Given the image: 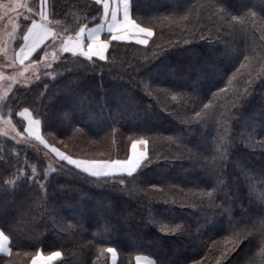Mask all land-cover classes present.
<instances>
[{"label": "trees", "instance_id": "obj_1", "mask_svg": "<svg viewBox=\"0 0 264 264\" xmlns=\"http://www.w3.org/2000/svg\"><path fill=\"white\" fill-rule=\"evenodd\" d=\"M52 5L66 35L101 20L93 0ZM130 10L152 29L147 44L110 41L103 60L62 54L0 108L20 131L27 110L73 158L125 159L143 140L147 159L95 177L0 133V230L13 259L57 251L52 264H109L113 249L116 264L138 254L264 264V0H130Z\"/></svg>", "mask_w": 264, "mask_h": 264}, {"label": "rangeland", "instance_id": "obj_2", "mask_svg": "<svg viewBox=\"0 0 264 264\" xmlns=\"http://www.w3.org/2000/svg\"><path fill=\"white\" fill-rule=\"evenodd\" d=\"M93 1L97 3V0ZM49 4H51V0L50 2L47 0V3L44 5H42V0H0V104L14 87L34 84L41 76L49 72L55 62L60 60L61 55L55 56L53 52H51V49L58 46L64 37L71 35H66V29H60L62 26L59 21L54 22L49 19V17L52 16L51 10L53 8V5L49 7ZM99 4L102 9V20L103 7L101 3ZM109 4L110 0H108V5ZM42 7L44 8L47 17L45 22L51 27H54H52L55 32L54 38L41 48L42 50L40 53H34L26 63L19 64L15 61L16 51L22 43L28 25L33 20L41 19L39 13L41 12ZM117 102L118 101H116V103ZM3 115L5 114L0 108V133L17 141L29 139L31 140L29 143L34 145L36 149L40 153H43L47 158L64 161L76 168L75 165L69 163L67 160L52 151V148L55 147L59 152H62L58 147L47 141L46 137L41 133L39 121L33 118L27 110H22L19 113L20 117L23 119V131L19 130V125H15L8 117ZM89 119L90 118L87 120L89 121ZM136 141L140 142L143 140ZM140 144L143 151L146 152L145 143ZM64 155L68 156L65 153ZM73 159L86 160L79 158Z\"/></svg>", "mask_w": 264, "mask_h": 264}, {"label": "snow or ice", "instance_id": "obj_3", "mask_svg": "<svg viewBox=\"0 0 264 264\" xmlns=\"http://www.w3.org/2000/svg\"><path fill=\"white\" fill-rule=\"evenodd\" d=\"M47 0H42V5L46 4ZM97 3H102L104 5L105 13L108 12V0H97ZM130 10V0H124V13L123 20L117 21L116 19V10H112V27L111 30L113 33L123 32L122 35H114L113 39L115 40H132L135 39V33H143L145 36H152L153 32L151 28L141 27L135 20L130 19L129 17ZM41 17V21H32L31 27H29L28 32L25 34V44L23 45L24 51L21 52V56H27L35 48L38 44L44 42L49 36L53 35V32L50 28H48L47 24L42 22L47 19L45 10L42 7L41 12L39 13ZM84 29L81 28V31L77 33V36H81ZM98 29L88 30L87 38V50H84L83 47L80 46L79 43L73 45L72 47H68L69 41L65 44L66 51H76L79 50L85 57H91L92 55L99 56L103 58L104 51L108 46L107 41H103L96 34ZM140 44H147V39H139ZM137 143H147L146 141L133 142V151L132 155L129 156L127 160H76L71 156H65L64 153L59 152L55 147L52 148V151L57 153L58 156L67 160L69 163L75 165L77 168L83 169V171L90 173L92 176L100 177L102 175L107 174H115V173H124V172H134L138 166L141 165L147 159V153L145 151H137L136 144ZM9 240V236L5 235L3 230H0V251L5 250V242ZM109 251H113V249H109ZM59 255V253H53L52 256ZM52 256L47 259H51Z\"/></svg>", "mask_w": 264, "mask_h": 264}, {"label": "crops", "instance_id": "obj_4", "mask_svg": "<svg viewBox=\"0 0 264 264\" xmlns=\"http://www.w3.org/2000/svg\"><path fill=\"white\" fill-rule=\"evenodd\" d=\"M102 7H103V18H102L101 22H99V23H97L95 25H92V26L83 25V26L79 27L77 29V31L73 35L64 37L60 41L58 46H56V47L51 49V52H53V54L55 56L67 53V54L81 56V57H84V58H87V59H100V60H103L106 57V53H107V50L109 48L110 41H118V40L113 39V36L114 35H122V34H124L123 32L113 33L112 30H111L112 27H115V25H112V10L113 9L116 10V19H117V21H122L123 20V13H124V0H110V4L108 5V12L107 13H105V9H104V5L103 4H102ZM130 11L131 10H129V17H130V19H132ZM36 21H41V19L36 20ZM42 22L46 23L45 20L42 21ZM31 25H32V22L28 25L26 33L28 32V29H29V27H31ZM47 26H48V28H50L52 30L53 35L49 36L47 39H45L43 43L38 44V46L35 48V50L32 51L27 56H21V52L24 51L23 45L25 44V36L23 37L22 43H21L20 47L18 48V50L16 51V55H15L16 56V60L15 61H17V63H19V64L26 63L31 58V56L34 53H36L47 42H49L50 40H52L54 38V33L55 32H54L53 28L49 24H47ZM81 28H83L84 31L81 34V36L78 37L77 33L81 31ZM91 29H98V32L96 34L100 37L101 40L108 42V46L106 47V49L104 51L103 58H101L99 56H96V55H92L91 57H85L79 50H76V51H66L65 50V44L68 43L69 41H71V43H68V47H72L73 45L79 43L80 46L84 48V50H87V44H88L87 34H88V30H91ZM135 36H136V38L132 39V40H119V41H125V42L132 41V42H135L137 44H140L138 42L139 39H147V40H149L150 37H151V36L150 37L145 36L143 33H135ZM140 45H144V44H140ZM35 121H37V120H35ZM133 142L131 143V145L129 147V153H128L127 158L126 159H122V160H127L129 158V156L132 155ZM136 142H139V141H136ZM136 150L138 152L139 151H143V148H142L140 143L136 144ZM77 169H79L80 171H82V172H84L86 174L91 175L90 173H87V172L83 171V169H81V168H77ZM132 173H134V172H131V173L124 172V173H115V174H107V175H131ZM102 176H106V175H102ZM53 253H59V252L55 251V252H51V253H43L41 251H37L24 264H52L61 255L59 253V255L52 256ZM50 256H52V258L51 259H47ZM116 261H117V255H116L115 251H111L110 252V257H109V264H116ZM0 264H16V261L13 259V255L11 254L9 240L5 242V250L0 251ZM134 264H156V263L150 257L138 254V255H136L134 257Z\"/></svg>", "mask_w": 264, "mask_h": 264}]
</instances>
